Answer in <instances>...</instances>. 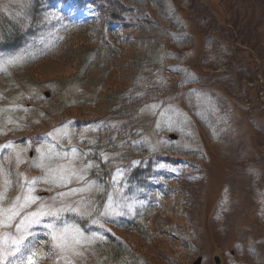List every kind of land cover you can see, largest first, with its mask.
Returning a JSON list of instances; mask_svg holds the SVG:
<instances>
[{
    "label": "rangeland",
    "instance_id": "374dc122",
    "mask_svg": "<svg viewBox=\"0 0 264 264\" xmlns=\"http://www.w3.org/2000/svg\"><path fill=\"white\" fill-rule=\"evenodd\" d=\"M167 1L191 41L159 52L165 96L129 108L142 94L124 90L113 109L139 48L122 22L96 0H0L24 29L0 42V264H264V0ZM75 20L115 64L86 72L75 36L46 55ZM174 58L193 83L166 71ZM148 206L143 233L119 228ZM108 235L135 257L107 258Z\"/></svg>",
    "mask_w": 264,
    "mask_h": 264
},
{
    "label": "trees",
    "instance_id": "16d2710c",
    "mask_svg": "<svg viewBox=\"0 0 264 264\" xmlns=\"http://www.w3.org/2000/svg\"><path fill=\"white\" fill-rule=\"evenodd\" d=\"M96 1H99V11L101 10L102 12V23L107 25L114 22L119 24L122 22V26H124L127 32L128 47H135V44H138L139 47L135 49L136 54H130L129 52L128 54H124L128 61V68L130 69L128 81L124 83L127 87L118 90L115 89L114 92L109 93L110 97L107 99L106 106L115 107L118 103L119 95L123 93L124 90L142 94L139 97H130L127 101L128 103L123 105L124 107L129 106L130 108V104L137 101L140 102L139 104H146L164 98L165 95H161V91L163 90L161 85L165 83L166 79L164 77V79L157 78L159 72L156 68L157 64L155 61L158 60L159 52L164 45H168L170 49L178 48L179 50H185L187 43L191 41V34L187 31V25L184 19L180 17L178 11L173 9L167 0H104V6H101L100 2H102V0ZM181 4L189 6L190 8L198 7L194 0H181ZM135 12L138 15L135 14ZM208 18L209 16H206L204 19L208 20ZM22 27L23 23L21 21L16 22L8 16L1 15L0 42H3L2 44L6 46H9V44L18 45L24 36V29H22ZM87 27L88 24L85 22H73L67 29L64 37L46 55L58 54L60 49L64 47L63 45L66 42L68 43L67 40L75 36L76 39L73 40L72 44L77 43L76 45L81 47L86 44V46L79 52L75 49H71L69 53H79L81 55V59L85 65H83L82 62L81 64L84 66L86 72L91 73L96 66L104 67L106 65L107 68H110L109 63L111 62V65L115 64L113 62L116 60L111 59V61L109 57L110 55L115 57L116 51L113 47H109L108 50L100 49L99 45L104 44L100 42V39H98L94 45L89 46L88 42L82 38V33H85ZM80 42H82V44H80ZM167 55H169V53ZM169 56L172 55L170 54ZM174 59L176 62L172 61L170 64H165L166 71L179 76L178 82L182 83L183 86H188V84L193 83L188 80H180L181 77H184V74L178 67L180 65V63H177V61H180L179 58ZM166 60L169 61L168 57ZM88 78V81L91 83L92 81L90 80H93L94 77L88 75ZM97 80L95 84L105 79ZM194 115L196 118L204 120L205 122H207L208 119L212 128L217 126L214 121L215 116L211 115L206 118L201 112L195 111ZM109 117H113V115L109 114ZM213 122H215V124ZM172 152L183 153V151L179 150H173ZM150 208L151 207L148 206V208L144 209L142 212L130 217L126 222L120 224L119 228L135 229L143 233L142 229H144L145 220L149 217ZM97 245L107 258L115 260L123 258L125 255L129 254L130 249H132L122 239L113 235H108L103 240H99ZM134 254L135 252L132 251L131 254L127 256L135 257Z\"/></svg>",
    "mask_w": 264,
    "mask_h": 264
},
{
    "label": "water",
    "instance_id": "95a60500",
    "mask_svg": "<svg viewBox=\"0 0 264 264\" xmlns=\"http://www.w3.org/2000/svg\"><path fill=\"white\" fill-rule=\"evenodd\" d=\"M171 137H172V138H175L176 135H175V134H171ZM201 260H202L201 257L198 258V259L196 260L195 264H200V263H201ZM215 261H216L217 264H220V263H221V258H220V255H219V254H216V255H215Z\"/></svg>",
    "mask_w": 264,
    "mask_h": 264
}]
</instances>
